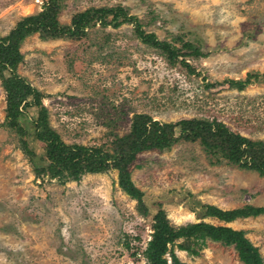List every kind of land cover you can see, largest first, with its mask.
Instances as JSON below:
<instances>
[{
	"label": "rangeland",
	"instance_id": "obj_1",
	"mask_svg": "<svg viewBox=\"0 0 264 264\" xmlns=\"http://www.w3.org/2000/svg\"><path fill=\"white\" fill-rule=\"evenodd\" d=\"M48 2L0 0V37ZM60 6L63 25L86 10L118 6L136 18L115 27L103 25L96 13L80 36L34 33L21 42L15 74L40 93L49 125L66 144L112 151L138 113L173 123L216 118L264 143V0H61ZM138 24L180 56L170 61L144 43ZM195 50L200 54H189ZM248 76L258 78L242 90L227 82ZM10 79L9 72L0 76V264H149L143 251L159 209L175 226L205 221L243 230L264 260V215L224 224L203 218L201 208L264 206L263 176L200 141L143 151L129 169L145 195L147 216L119 186L116 169L65 183L38 177L35 167L61 172L66 158L46 160L35 132L39 108L24 110L26 132L7 125ZM23 137L34 158L21 149ZM175 252L188 264H244L233 246L210 240L198 256Z\"/></svg>",
	"mask_w": 264,
	"mask_h": 264
},
{
	"label": "trees",
	"instance_id": "obj_2",
	"mask_svg": "<svg viewBox=\"0 0 264 264\" xmlns=\"http://www.w3.org/2000/svg\"><path fill=\"white\" fill-rule=\"evenodd\" d=\"M61 0H49L42 12L30 15L20 20L6 35L0 37V76L9 72L11 79L5 84L7 92V125L26 132L20 120L24 110L30 107L39 108L36 119L35 132L39 141L45 145L46 160L50 163L56 155H62L66 161L59 172L57 167H35L37 176L48 175L57 178L62 183L79 181L85 174L105 173L111 169L118 171L119 186L132 199L137 201L138 210L145 216L148 207L145 204L144 193L135 185L131 177L130 165L143 151L151 149H167L180 140L200 143L213 152L222 154L228 162L238 165L242 169L253 170L264 177V153L260 151L261 141L252 140L238 132L232 131L225 123L216 118L183 119L178 122H161L154 120L146 113L135 114L130 132L117 137L113 141V150L103 147H90L79 144H66L61 136L49 125L47 108L42 105L40 93L15 74L18 64L23 59L20 51L21 42L27 36L39 33L43 38H57L64 36H80L93 19V14H100L103 25L117 27L124 22L136 21L121 7L90 9L73 16L71 25L60 23L58 16ZM112 14L111 21L105 16ZM122 18V19H121ZM138 37L146 44L161 49L173 61L180 56V51L166 41H160L155 33H145L138 24ZM186 46H191L187 43ZM191 55H199L195 50ZM258 76H248L245 80H227V82L242 90L252 84ZM150 137H153L150 140ZM21 149L28 156L34 158L35 152L29 142L21 138ZM203 218H215L225 224L239 218H249L264 215V206L246 205L241 208L224 210L215 205H202ZM153 233L143 251L149 264H188L178 257L175 247L191 255H200L207 241L219 242L224 246H233L238 252L239 259L244 264H264L258 247L246 236L243 230H236L228 225H214L205 221L175 226L167 217L163 209H159L153 217Z\"/></svg>",
	"mask_w": 264,
	"mask_h": 264
},
{
	"label": "crops",
	"instance_id": "obj_3",
	"mask_svg": "<svg viewBox=\"0 0 264 264\" xmlns=\"http://www.w3.org/2000/svg\"><path fill=\"white\" fill-rule=\"evenodd\" d=\"M218 220V219H217ZM219 221V220H218ZM225 224V223H224ZM228 224H230V223H228Z\"/></svg>",
	"mask_w": 264,
	"mask_h": 264
}]
</instances>
